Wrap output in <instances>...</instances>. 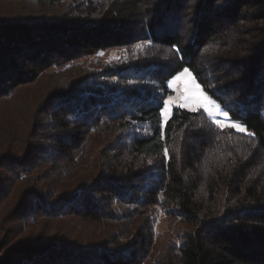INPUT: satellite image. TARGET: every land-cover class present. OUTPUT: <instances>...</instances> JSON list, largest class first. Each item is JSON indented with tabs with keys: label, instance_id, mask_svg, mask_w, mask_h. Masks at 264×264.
Returning a JSON list of instances; mask_svg holds the SVG:
<instances>
[{
	"label": "trees",
	"instance_id": "1",
	"mask_svg": "<svg viewBox=\"0 0 264 264\" xmlns=\"http://www.w3.org/2000/svg\"><path fill=\"white\" fill-rule=\"evenodd\" d=\"M0 264H264V0H0Z\"/></svg>",
	"mask_w": 264,
	"mask_h": 264
},
{
	"label": "rangeland",
	"instance_id": "2",
	"mask_svg": "<svg viewBox=\"0 0 264 264\" xmlns=\"http://www.w3.org/2000/svg\"><path fill=\"white\" fill-rule=\"evenodd\" d=\"M122 52L114 49L104 51L100 55H96L87 59L78 61L81 66H101L114 65L120 63ZM167 89L169 95L163 101V107L160 112L161 126L169 120L174 109H186L189 111H203V113L218 127L231 128L237 132H244L245 127L242 122L232 120L227 112L223 110L218 103L213 101L204 91L199 82L194 78L188 69L176 74L167 81ZM153 230L155 235L163 234L162 239H156L159 245L163 239L167 237L170 231L165 216L160 211H156L154 215ZM170 223V222H169ZM160 248V246H159Z\"/></svg>",
	"mask_w": 264,
	"mask_h": 264
}]
</instances>
